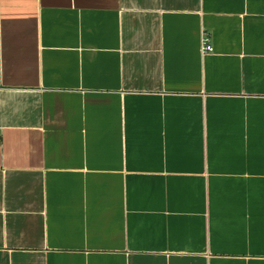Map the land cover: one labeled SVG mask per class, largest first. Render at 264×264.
Listing matches in <instances>:
<instances>
[{
	"label": "crops",
	"instance_id": "crops-1",
	"mask_svg": "<svg viewBox=\"0 0 264 264\" xmlns=\"http://www.w3.org/2000/svg\"><path fill=\"white\" fill-rule=\"evenodd\" d=\"M0 264H264V0H0Z\"/></svg>",
	"mask_w": 264,
	"mask_h": 264
},
{
	"label": "built area",
	"instance_id": "built-area-1",
	"mask_svg": "<svg viewBox=\"0 0 264 264\" xmlns=\"http://www.w3.org/2000/svg\"><path fill=\"white\" fill-rule=\"evenodd\" d=\"M202 52L204 55H208L214 52V46L212 39L208 34H203L202 37Z\"/></svg>",
	"mask_w": 264,
	"mask_h": 264
}]
</instances>
